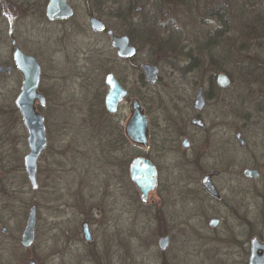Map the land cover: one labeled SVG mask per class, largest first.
<instances>
[{
	"label": "rangeland",
	"instance_id": "obj_1",
	"mask_svg": "<svg viewBox=\"0 0 264 264\" xmlns=\"http://www.w3.org/2000/svg\"><path fill=\"white\" fill-rule=\"evenodd\" d=\"M147 1L76 0L74 20L65 24L45 25L28 12L22 20L18 18L21 23L0 21V64L10 59V29L25 50L42 59L47 76H57L77 58L80 68L92 72L88 86H65L79 102L76 108L83 111L77 110L65 121L57 109L53 116L50 110L46 112L47 148L37 162L36 189L30 186L23 164L27 131L18 120L14 102L6 101L18 94L20 82L15 75L3 80L0 114L8 125L0 144V157L5 161L0 167V228L6 227L0 231V264H28L30 259L35 264H247L249 238L262 239L264 0H167L157 23V37L166 40L165 44L152 46L155 35L145 41L133 34L137 55L116 60L108 35L89 28L85 9L120 34L134 28L143 14L133 7ZM128 3L134 4L130 16ZM166 8L167 19L163 16ZM44 39L52 45L49 52L41 45ZM145 62L160 68L158 84L144 81L140 66ZM106 69L126 76L130 96L150 98L152 115L160 127L164 117L160 103L167 96V117L172 130L177 128L175 132L190 113L198 86L209 87L218 73L229 78L228 87L216 90L214 85L218 100L211 102L207 110L213 112L206 120L218 125H208L210 139L201 162L204 170L220 171L215 179L219 198L187 190L190 181L198 185V173L182 165L174 149L167 152V192L160 189L146 203L138 197L125 168L120 166L116 175V168L103 163L99 136H94L101 122L83 115L98 109L96 102L102 97L96 98L95 93L103 86ZM49 84L47 78L44 86ZM124 117L120 110L105 122L121 127ZM237 130L245 140L243 146L234 137ZM154 146L149 151L155 153ZM137 152L124 144L123 166ZM246 167L260 169V177L245 178L242 170ZM160 176L162 181L163 172ZM32 204L37 206L36 239L23 248L20 235ZM212 216L221 218L216 228L207 224ZM85 220L93 234L90 242L82 234ZM165 231L169 245L160 250L158 240Z\"/></svg>",
	"mask_w": 264,
	"mask_h": 264
},
{
	"label": "flooded vegetation",
	"instance_id": "obj_2",
	"mask_svg": "<svg viewBox=\"0 0 264 264\" xmlns=\"http://www.w3.org/2000/svg\"><path fill=\"white\" fill-rule=\"evenodd\" d=\"M48 1L49 0H14V1L13 0H0V21L3 23H9L10 25L15 24L16 21L21 23V20L27 14V12L30 14H35L36 18L38 20H40L45 25L65 24L67 22L71 23L74 20V17H75L74 1H76V0H67V3L69 4V6L72 9V14L69 17L57 18V19H53V20H50L46 16V7L48 4ZM209 1L212 2L213 0H209ZM161 3L164 6H162ZM127 5L130 6L129 7L130 10L129 9L127 10L128 16H130L131 7H133L134 4L128 3ZM166 6H167V0H149V3L147 1V2L142 3V4H136V6L133 7V11L136 13H139V14L140 13L143 14V17H141L138 20L137 24L134 25V28L129 29L125 33H120V34L115 33V30L113 28H111L100 17L95 16L93 14V12L89 11L88 9H87V11L85 9L84 14L87 17V24L92 31H95V30H93L89 24L91 17H97V18L101 19V21L104 23V25H105L104 29L102 31H95V32L106 33L108 35L109 40H110V46L115 53V57H116L115 59L116 60L117 59L131 60L138 53V48L134 44V40L132 38L133 34L134 35L136 34L139 37L140 36L143 37L144 39L143 38L142 39L145 41H148L147 40L148 38H151L155 35L154 36L155 41L153 42L152 39L150 41V44L152 46L157 45L158 43H161L162 45L165 44L166 40L161 41L159 39V37H157V33L159 31L157 23L159 21L160 11ZM87 7H88V5H87ZM137 8H139V9H137ZM167 15H168V12H167V8H166V10L163 13L164 18L167 19ZM18 18H21V20L18 21ZM165 31H166L165 32V34H166L167 33V23H166ZM110 32H112L114 35H126L129 38V42L133 46H135L136 53L134 55H132L131 57H121V56L117 55V50L111 45V34H110ZM9 33H10V35L8 37H9V41H10V47H9V58L10 59H9V62H7L6 64H3V65L0 64V66H8L9 65V66H11V68H10V70H7V68H5L4 70H0V89L3 87V85H4L3 83H5L3 80H6L7 78L9 79L13 75H15L16 79H18V81L20 82V86H19V92H20V87H21V83H22V74L19 71V69L16 67V65L14 64V56H13L14 50H15V44H17L18 47L23 52L28 53L30 55H33L37 59L39 65H40L39 82H38L37 91L43 96L44 102L42 103L41 101L37 100L35 102V107H36V110L43 115L44 122H45V119H47L46 112L48 110H50L51 114L53 116V114H54L53 110L56 112V109H57V115L59 116L60 119H62L64 121L72 119L75 112L77 110H81V108H76V107H78L77 104L79 105V102H77L75 100V98L72 97V95H70L66 92L65 86L68 84H73V85L76 84V85H79L80 87L88 86L87 81L90 82L92 80V72H91V74L90 73L88 74L86 71L87 68H86V70H84V68H80L82 66H79L77 64L79 61V59L77 58L75 60V64L70 65L69 66L70 68H65L57 76H55V75H52V76L48 75L47 76L44 72V68L42 65V63H43L42 59L37 57L35 54L25 50L19 44L18 40L11 36V30L10 29H9ZM41 45L43 46V48L45 47V49L48 52L50 50V47L52 46L50 44V40H48V39H44V41L42 42ZM52 50H53V48H52ZM153 64H155V63H153ZM155 65H157V64H155ZM122 70H123V72H125L127 74V70L125 68H123ZM141 71H142V68H141ZM160 72H161L160 68H157L156 81L150 82L146 79L145 74L142 71V74L144 76V81L146 82V84H150V85L158 84L160 82V79H161V76L159 75ZM108 74H112L113 77L115 78V80H117V82L119 83V85L122 86L126 90L125 96L118 103L117 109L114 113L109 112L105 107V98H106V95L108 92V86L106 84V77ZM117 74L118 73L115 71H112L109 69L105 70V75H104V79H103V83H102L103 86H101V88L95 93L96 98L98 96L100 98L102 97V100L97 99L96 103H97V105L99 104L98 109L96 111L89 109L87 111V114L85 113L86 115H83V116H86L84 118L86 120L96 119V120H100V122H101L100 131H99V133H97V135H94V136L95 137L99 136V139H98L99 143H100L99 147L101 150L100 151L101 157H103V163H105L106 165L109 164L112 167L116 168V171H115L116 175H117L118 169H120V166L122 167V169L125 168L126 169L125 173L127 172L130 180H131V178H130V166L136 158H144L146 160H149L151 163H153L156 167V170H157V179H156L155 187L151 191H149L147 194V200H146V202H147L148 198H150V196L152 194L160 192V189H165V191L167 192V152H169L171 149H174V150L179 152L182 165L188 167V169H190L191 171H195L198 173V185L195 186V184H194V186H193L191 181H190L189 184H187V190H189L191 193L192 192H194V193L202 192L205 194V196L211 197L213 199L219 198L220 197V191L215 184V179L220 175V171L219 170H213V171L209 172L207 170H204L201 162L203 159L204 146H208L207 142L210 139L209 126L215 127L218 125V123H216V122H213L211 125H209L207 123V120H206V115H210V114H208V113H210V111L213 112L212 109L207 110L208 107L210 106L211 102L215 101V103H217V100H218L216 95H215V90H213V88H215L214 85L217 86L215 88L217 90V89H219V87L220 88L228 87L230 81L228 82V84L226 86L221 87L217 83V76H218V74H220V73H218L214 77L215 80L210 83L209 87L205 88L203 85H199L197 88V91L194 95V98L192 100V104L188 108V109H190V113H188V116L185 118V121L183 122V125L180 128V130L175 132L174 130H177V128L172 130V126H171L172 123L170 121L171 119L169 117H167V96H166V102L164 104L160 103V110L162 109V111L164 112V117L162 118V123L160 122L161 127H163V128H161L159 122H155L154 117L152 115L153 109H151V107H150V104H152L150 102V98H143L141 95L140 96H138V95L130 96L129 89H128V83L126 82V79H125L126 76L125 77H119ZM45 76H47V77H45ZM47 78L49 79L50 84L48 86H44ZM228 80H229V78H228ZM199 88L202 89L201 90L202 103L199 107H197V106H195V99H196L197 93L199 91ZM19 92H18V94H19ZM18 94L16 96H14L13 99L11 96L9 98H6V101H7V99H9L10 101L12 100V103L14 102L13 104L15 106V111L17 112L18 120H19V122L21 121V124H23L20 111L16 106V98H17ZM1 99H2V96L0 95V102H1ZM133 99L139 100V102L142 105L143 112L147 117V122H148L147 145H140V144L134 143L125 134V125H126L127 119L130 116V113H131L130 106H131V102ZM49 106L52 107L53 109L47 108ZM93 106H95V104H93ZM187 107L188 106H186L185 108L187 109ZM41 110H44V114L42 113ZM120 110L123 112V115L125 116L124 117L125 122L123 123V126L120 127L118 124L111 125V123L105 122L106 119L108 120L111 117H114ZM81 111H83V110H81ZM79 117H80V113H79ZM7 125H8V122L6 120H4L0 114V144L2 143L4 136L6 135ZM45 127H46V125H45ZM236 132L234 133L235 138H236V136H235ZM202 133L203 134L205 133V136L201 135ZM26 142H27V137H26ZM238 142H239V140H238ZM128 143L130 145L134 146L136 151L138 150V152L136 154L134 153L132 155H129L130 160L128 162V166L125 167V166H123L124 160H123V156L121 154L123 151L124 144H128ZM154 144L156 145V146H154L156 149L155 153L149 151L151 149V146ZM239 144L242 145L240 142H239ZM244 144H245V140H244ZM46 148H47V145H46L45 149L41 152L39 158L41 157L43 152H45ZM39 158H38V160H39ZM161 158H163L164 161H161ZM162 162L164 164L163 166L161 165ZM4 163H5V161L3 160L2 157H0V167H2ZM162 172L164 174V177H163V180L161 181L160 175L162 174ZM206 175H210V181L213 184V186L216 188L218 195H216V196L212 195L204 187V185L202 183V178ZM242 175H243V170H242ZM245 178H248V177H245ZM249 179H251V178H249ZM131 182H132V180H131ZM132 184H133V182H132ZM162 185H163V188L161 187ZM133 186H134V184H133ZM37 188H38V181H37ZM135 190L138 194V197L140 198L139 190L136 187H135ZM140 200H141V198H140ZM165 204L167 206V197L165 199ZM60 206H62V205L61 204L59 205V211L61 209ZM157 212L159 213V211H157ZM166 214H164V216ZM155 216H156V218H158L157 217L158 214H156ZM166 218H167V215H166ZM211 218H218L219 219L218 224L213 228H216L221 224V218L220 217L212 216L207 221L208 226H210L209 221ZM83 223L88 224L89 231H90L91 237H92V239L90 241H92L93 240V234H92L91 229H90V224L86 220L83 221L82 224ZM82 224H81V228H82ZM164 225L167 228V221H166V223L164 222ZM210 227H212V226H210ZM3 228H6V227L2 226L0 228L1 232L6 231V230L3 231ZM165 232L166 233L164 235H167V231H165ZM251 239H252V237L249 238V240H248V242H249V255L251 252ZM166 249H167V247H166ZM248 259H249V256H248ZM247 263H248V261H247Z\"/></svg>",
	"mask_w": 264,
	"mask_h": 264
},
{
	"label": "water",
	"instance_id": "obj_3",
	"mask_svg": "<svg viewBox=\"0 0 264 264\" xmlns=\"http://www.w3.org/2000/svg\"><path fill=\"white\" fill-rule=\"evenodd\" d=\"M139 9V8H137ZM72 14V9L67 0H49L46 7V16L50 20L57 18H66ZM90 27L95 31H102L104 23L97 17H91ZM111 34V45L117 50V55L121 57H131L136 53V48L129 42L126 35ZM14 64L22 74V83L20 92L16 98V106L20 111L23 125L27 131L28 152L24 155L23 164L27 179L33 189L37 188V162L41 152L47 145L46 127L44 117L36 110L35 102L37 100L44 102L43 96L37 91L39 82L40 65L37 59L28 53L23 52L17 44L14 50ZM10 70L11 66H0V70ZM142 71L148 81L154 82L157 78V65L143 63ZM229 80L225 74L220 73L217 76V83L223 87ZM108 92L105 98L106 109L114 113L118 103L123 99L126 90L119 85L112 74L106 77ZM201 88L195 99V106L199 107L202 103ZM130 116L125 125L126 136L134 143L147 145V117L139 100L133 99L130 106ZM199 122V121H198ZM236 138L243 145L244 139L241 132H236ZM216 173V172H215ZM243 176L256 180L260 177L258 168L246 167L243 169ZM130 178L134 186L140 192L142 202H146L147 194L156 185L157 170L153 163L144 158H136L130 166ZM204 187L212 194L218 195L216 188L210 181V175L202 178ZM36 215L37 206L32 204L27 212L26 220L20 235V245L23 248H29L36 239ZM219 222L218 218H211L209 225L215 227ZM6 228H3L5 231ZM82 233L85 241L92 239L87 223L82 224ZM169 244V236L163 235L158 240L160 250H165ZM28 264H35L30 259ZM247 264H264V225L262 228V241L254 236L251 239V252Z\"/></svg>",
	"mask_w": 264,
	"mask_h": 264
},
{
	"label": "trees",
	"instance_id": "obj_4",
	"mask_svg": "<svg viewBox=\"0 0 264 264\" xmlns=\"http://www.w3.org/2000/svg\"><path fill=\"white\" fill-rule=\"evenodd\" d=\"M170 44V43H169Z\"/></svg>",
	"mask_w": 264,
	"mask_h": 264
}]
</instances>
